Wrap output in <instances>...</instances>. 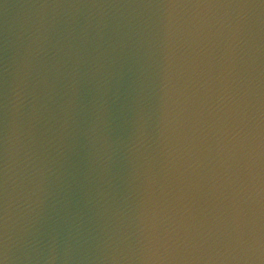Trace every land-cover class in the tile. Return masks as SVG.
<instances>
[{"label": "water", "instance_id": "95a60500", "mask_svg": "<svg viewBox=\"0 0 264 264\" xmlns=\"http://www.w3.org/2000/svg\"><path fill=\"white\" fill-rule=\"evenodd\" d=\"M0 264H264V0H0Z\"/></svg>", "mask_w": 264, "mask_h": 264}]
</instances>
